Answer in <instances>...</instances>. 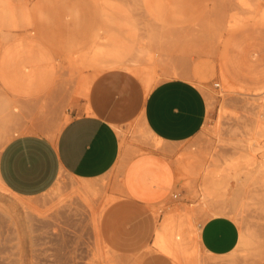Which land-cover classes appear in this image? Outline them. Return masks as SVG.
Segmentation results:
<instances>
[{
    "label": "rangeland",
    "instance_id": "obj_1",
    "mask_svg": "<svg viewBox=\"0 0 264 264\" xmlns=\"http://www.w3.org/2000/svg\"><path fill=\"white\" fill-rule=\"evenodd\" d=\"M16 1L29 15V31L0 33V97L20 101L13 136L56 137L73 114L94 111L101 100L119 112L140 110L148 73L155 84L192 78L207 96L209 113L197 135L179 142L156 141L137 117L128 121L124 159L160 151L176 173L182 164L188 169L177 174L161 206L129 199L120 164L91 179L97 182L91 194L76 189L81 179L66 171L38 195L0 190V264H214L218 257L202 247L199 229L212 207L224 209L222 215L233 216L254 239L240 247L234 264H264V135L254 133L264 113V0ZM7 48L14 61L37 65L42 82L15 83L13 68L2 66ZM116 53L130 68L111 65ZM222 73L234 88L224 87ZM4 144L0 140V151ZM248 172L253 177L241 186ZM208 188L223 193L221 200L206 195ZM19 199L32 204L22 228L8 210ZM165 217L185 254L172 257L155 244L154 226Z\"/></svg>",
    "mask_w": 264,
    "mask_h": 264
},
{
    "label": "crops",
    "instance_id": "obj_2",
    "mask_svg": "<svg viewBox=\"0 0 264 264\" xmlns=\"http://www.w3.org/2000/svg\"><path fill=\"white\" fill-rule=\"evenodd\" d=\"M144 94L140 110L131 114L119 112L116 107L106 108L101 100L94 111L89 107L88 112L73 114L56 137L33 132L14 135L0 151L1 183L15 194L29 197L51 188L61 171L85 179L104 175L126 160L123 138L128 121L136 117L146 130L168 142L188 140L204 126L208 100L192 78H166L150 91L144 84ZM126 161L121 186L129 199L161 206L177 186V173L170 159L160 151H147ZM154 234L155 244L173 257L165 249L176 245L169 218L155 224ZM240 241L241 229L228 215L217 213L200 226L202 247L218 257L214 264L239 262L238 249L244 246ZM253 242L252 238L248 244Z\"/></svg>",
    "mask_w": 264,
    "mask_h": 264
},
{
    "label": "bare ground",
    "instance_id": "obj_3",
    "mask_svg": "<svg viewBox=\"0 0 264 264\" xmlns=\"http://www.w3.org/2000/svg\"><path fill=\"white\" fill-rule=\"evenodd\" d=\"M151 9V8H150ZM31 12V11H30ZM232 21V20H231ZM29 25H30V21H29V15L28 13L24 10V8L22 6H20L18 4V2L16 0H0V33L2 34V36H4L3 38H9V37H16L18 34L22 33V32H26L29 31ZM157 46V45H156ZM14 48V47H13ZM8 49V48H7ZM5 49V54L3 56V65L5 69L9 68L8 66H11V68H13V81H19L20 84H25L27 87L30 86V88L35 84H39V82L42 80V76L40 75L41 73L37 72L35 69L37 65H33V69L29 68V64L27 65V63L25 62H21L18 63L16 61H14V51L12 50V48H9L8 50ZM17 49V48H16ZM113 52H117V50H112ZM4 53V52H3ZM19 55V54H18ZM42 55V54H41ZM51 56V55H50ZM115 56H117L114 60V62L111 64L112 66L115 67H125V68H130L129 66H127L126 64H123L120 60V57L117 55V53L115 54ZM44 57V55L42 56ZM41 58V56H40ZM46 59V57H44ZM25 60V59H24ZM36 60V59H35ZM42 60V58H41ZM34 61V60H33ZM38 61V60H36ZM112 61V60H111ZM124 61V60H123ZM1 62V61H0ZM134 62V61H133ZM30 63V62H28ZM32 63V62H31ZM30 63V64H31ZM34 63V62H33ZM36 63V62H35ZM136 63V62H135ZM39 67V66H38ZM140 67V66H138ZM141 68V67H140ZM139 68V70H140ZM2 69V68H1ZM0 69V70H1ZM142 69V68H141ZM11 70V69H10ZM11 70V71H12ZM38 70V69H37ZM43 70V69H42ZM41 70V71H42ZM57 70V69H56ZM55 70V71H56ZM39 71V70H38ZM8 72V71H7ZM142 72V70L140 71V73ZM2 73V72H1ZM43 73V72H42ZM143 73V72H142ZM5 75V74H3ZM44 76V75H43ZM142 76V75H141ZM9 77V76H8ZM7 77V78H8ZM223 78V79H222ZM142 79V78H141ZM221 79L223 82L224 87H227V89H232L234 88V85L231 84L226 77L222 74ZM144 81L145 87L147 89V91H150V89L152 88V86L155 84L153 82L154 79V75L151 73H148L144 79H142ZM7 82V81H6ZM42 82V81H41ZM40 82V83H41ZM16 83V82H15ZM44 83V81H43ZM18 87V85H17ZM16 89V88H15ZM228 89V90H229ZM224 90V88H223ZM235 90V89H234ZM28 91V90H27ZM30 92V91H29ZM210 92V91H209ZM234 92V91H233ZM18 93V92H17ZM40 93V92H39ZM237 93V92H236ZM242 93V92H241ZM6 94V93H5ZM9 94V93H8ZM262 95V99L264 100V90L261 91ZM2 95V94H1ZM34 95V94H33ZM259 96V94H258ZM255 97V96H254ZM19 99L15 98V97H11L6 95H3L0 97V140L4 143H6L12 135V130L15 131V128L17 125H19V120H18V115L17 112L20 109V105H19ZM263 105V104H262ZM262 116H260L257 119L256 125H255V130L254 133L257 136H263L264 135V113H260ZM21 122V121H20ZM23 123V122H21ZM20 123V124H21ZM22 125V124H21ZM22 127V126H20ZM146 130V129H145ZM147 131L154 137L156 138V141L158 140H163L162 138L158 137L156 134H154L151 130L147 129ZM18 132V131H16ZM146 132V131H145ZM147 133V132H146ZM14 134V133H13ZM136 134V133H135ZM150 135V136H151ZM13 137V135H12ZM145 137V136H144ZM138 138V137H136ZM143 138V137H142ZM135 139V138H134ZM139 139V138H138ZM142 140V139H141ZM139 139V141H141ZM147 140V139H146ZM124 141V138H123ZM150 141V140H149ZM154 141V140H153ZM143 142V141H142ZM145 143V142H144ZM208 143V142H207ZM127 147V146H126ZM159 147V146H157ZM135 148V147H133ZM132 149V148H131ZM133 151V150H132ZM140 151V150H139ZM137 152V151H136ZM195 157V156H194ZM197 157V156H196ZM185 158V157H184ZM191 158V157H190ZM193 158V157H192ZM187 159V158H186ZM180 160V159H179ZM182 160V159H181ZM192 160V159H191ZM199 161V160H198ZM190 162V161H189ZM127 161L126 160H122L120 161L118 164H120V168L121 171H124V168L126 166ZM179 164L181 162H178ZM188 163V162H187ZM197 163V162H196ZM186 164V162H185ZM177 165V164H176ZM181 165V164H180ZM187 165V164H186ZM118 166V165H117ZM188 166V165H187ZM179 167V166H177ZM181 171H179L180 174L178 176H181L183 174L186 173V170L188 171L187 167L182 164L181 166ZM189 167V166H188ZM118 168V167H117ZM191 168V167H190ZM177 169V168H176ZM120 172V169L118 170ZM242 171V170H241ZM251 171V170H250ZM178 172V171H177ZM181 172V173H180ZM118 174V172H117ZM121 174V173H120ZM248 176H245V178H241L240 179V185L243 186L247 183V180H249L251 177H253L252 175L249 176V172L247 173ZM122 175V174H121ZM238 176V175H237ZM119 177V176H118ZM182 177V176H181ZM250 177V178H248ZM122 178V177H121ZM120 178V181H121ZM179 179V177H177ZM238 178V177H237ZM81 180L77 183L75 182V184L77 183V188L81 191H83L84 193L86 192H94V190H96V183L94 181H92L91 179H85V178H80ZM254 179V178H253ZM264 180V179H263ZM98 181V180H97ZM119 181V182H120ZM118 182V183H119ZM123 182V178L121 181V184ZM255 182V181H254ZM253 182V183H254ZM257 182V181H256ZM74 184V182L72 183ZM74 184V185H75ZM250 186L251 183H250ZM255 187V186H254ZM242 189V188H241ZM255 189V188H253ZM0 190H7L9 192H12L11 190H9L6 186H4L1 183L0 180ZM216 189L213 188H208V191H206L207 193H205L206 195H214L215 199L214 201H220L221 197L223 196V193L221 192H217L215 191ZM239 190V189H237ZM97 191V190H96ZM95 191V193H96ZM13 193V192H12ZM85 193V194H86ZM15 194V193H14ZM91 194V193H90ZM227 196V195H226ZM201 198V197H200ZM205 195L202 196L203 201L205 200ZM239 198V197H238ZM212 199V198H211ZM243 199V198H242ZM245 200V198H244ZM241 201V200H240ZM200 202V201H199ZM238 200L235 201V205H238L240 207L244 206L245 203L239 202L237 203ZM232 204V205H234ZM219 205V204H218ZM217 205V207H218ZM234 205V206H235ZM203 206L208 207V205L206 203L203 204ZM221 206V205H220ZM233 206V207H234ZM32 204L30 202L24 201V200H14L13 202H11V204L8 206V210L12 213L13 217L15 218L16 222L22 227H25L28 225V220H27V215L30 214V210H31ZM228 207V206H227ZM213 208V207H212ZM210 210V217L217 214V213H224V209H212ZM244 208V207H243ZM242 208V209H243ZM210 209V208H209ZM231 209V207H230ZM199 210V209H198ZM228 210V209H227ZM241 210V208H240ZM27 214H26V213ZM227 212V211H226ZM232 212V211H231ZM241 212V211H240ZM228 213V212H227ZM37 215V214H36ZM32 216V215H31ZM202 216V215H201ZM207 216V215H206ZM206 216L205 219H206ZM209 217V218H210ZM233 217V216H231ZM202 221V220H201ZM205 222V220H203ZM197 228V227H196ZM200 229V228H199ZM242 229V228H241ZM244 229V228H243ZM242 229V231H243ZM189 230V229H188ZM187 230V231H188ZM198 230V229H197ZM195 231V230H194ZM193 232V230H192ZM196 231V235H197ZM190 233V231H189ZM247 233V232H246ZM244 232H241V241L240 243L243 245H246L248 243L251 242L252 240V235H248ZM191 235V234H189ZM195 235V236H196ZM198 236V235H197ZM196 236V237H197ZM193 237V236H192ZM189 238H187L188 240ZM196 239V238H195ZM198 239V238H197ZM175 240V239H174ZM198 241V240H197ZM184 242V241H183ZM199 244V242H197ZM182 244V243H181ZM241 244L239 246H241ZM184 246V245H183ZM185 247V246H184ZM246 248V247H244ZM165 249L167 251H169L174 257L180 256L181 254H185V250L182 247H179V245H173V246H166ZM205 249V248H204ZM241 249V248H240ZM239 250V249H238ZM245 250V249H244ZM247 250V249H246ZM239 254V253H237ZM250 255V254H249ZM208 264V263H207Z\"/></svg>",
    "mask_w": 264,
    "mask_h": 264
},
{
    "label": "built area",
    "instance_id": "obj_4",
    "mask_svg": "<svg viewBox=\"0 0 264 264\" xmlns=\"http://www.w3.org/2000/svg\"><path fill=\"white\" fill-rule=\"evenodd\" d=\"M216 85L218 86V85H219V83H216ZM174 196H178V193H174Z\"/></svg>",
    "mask_w": 264,
    "mask_h": 264
}]
</instances>
